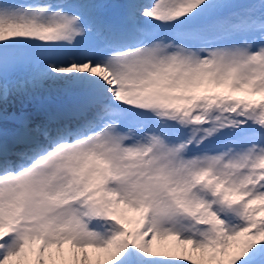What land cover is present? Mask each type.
<instances>
[{"label": "snow or ice", "instance_id": "obj_1", "mask_svg": "<svg viewBox=\"0 0 264 264\" xmlns=\"http://www.w3.org/2000/svg\"><path fill=\"white\" fill-rule=\"evenodd\" d=\"M0 264H264V0H0Z\"/></svg>", "mask_w": 264, "mask_h": 264}]
</instances>
